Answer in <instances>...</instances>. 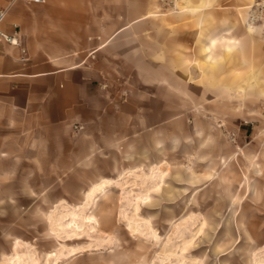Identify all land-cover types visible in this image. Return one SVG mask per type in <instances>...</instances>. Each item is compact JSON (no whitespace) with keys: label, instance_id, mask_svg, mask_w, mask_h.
Here are the masks:
<instances>
[{"label":"rangeland","instance_id":"obj_1","mask_svg":"<svg viewBox=\"0 0 264 264\" xmlns=\"http://www.w3.org/2000/svg\"><path fill=\"white\" fill-rule=\"evenodd\" d=\"M254 1L211 0L204 23L229 12L254 45L228 50L212 80L216 60L196 59L202 79L189 69L187 3L150 0L88 155H49L57 168L25 187L34 200L0 202V264H264V25L242 15Z\"/></svg>","mask_w":264,"mask_h":264},{"label":"crops","instance_id":"obj_2","mask_svg":"<svg viewBox=\"0 0 264 264\" xmlns=\"http://www.w3.org/2000/svg\"><path fill=\"white\" fill-rule=\"evenodd\" d=\"M184 2L187 7L175 12L192 15L198 26L189 69L202 79L196 59L216 60L218 67L209 71L213 80L225 64L220 58L228 50L241 53L244 42L247 49L254 47L253 36L229 12H212L217 17L214 27L204 23L211 0ZM149 4L150 0H0V9L6 10L0 28L10 33L17 25L20 43L0 42V202L34 200L25 187L36 184V171L57 168L49 155L72 154L78 147L88 155L93 130L104 119L105 90L137 57L138 27L147 31L153 25ZM175 41L182 65L186 56L180 46L185 38L178 34ZM257 73L264 76L259 69ZM9 186L16 187V197L9 195Z\"/></svg>","mask_w":264,"mask_h":264},{"label":"built area","instance_id":"obj_3","mask_svg":"<svg viewBox=\"0 0 264 264\" xmlns=\"http://www.w3.org/2000/svg\"><path fill=\"white\" fill-rule=\"evenodd\" d=\"M32 2H43L44 0H26ZM5 9H0V25L5 18ZM248 21L255 25H264V0H256L254 5L249 9ZM12 32L8 33L0 28V42L19 45L18 27L13 24Z\"/></svg>","mask_w":264,"mask_h":264},{"label":"bare ground","instance_id":"obj_4","mask_svg":"<svg viewBox=\"0 0 264 264\" xmlns=\"http://www.w3.org/2000/svg\"><path fill=\"white\" fill-rule=\"evenodd\" d=\"M256 1V0H255ZM255 1L252 3V4H250L249 6H248V10H247V14H246V16H245V19H244V22H243V25L245 26V27H247L248 29H252V26H253V28H259V26L260 25H255V24H253L252 22H250V21H248V15H249V9L252 7V5H254V3H255ZM186 7H187V5H186ZM193 9V8H192ZM186 10V9H185ZM191 11V10H190ZM230 39V38H229ZM226 46V45H225ZM228 46V45H227ZM107 184H108V182H107ZM110 184V183H109ZM105 185V184H104ZM103 185V186H104ZM103 191V190H102ZM147 201L145 200V202H143V203H146ZM85 221H87V222H92V221H94L93 220V218L92 217H89V216H87L86 217V219H85ZM69 225V224H68ZM77 251V250H76ZM76 251L75 250H73V251H71V255H73V254H75L76 253Z\"/></svg>","mask_w":264,"mask_h":264}]
</instances>
